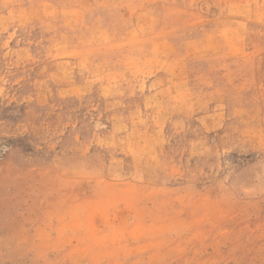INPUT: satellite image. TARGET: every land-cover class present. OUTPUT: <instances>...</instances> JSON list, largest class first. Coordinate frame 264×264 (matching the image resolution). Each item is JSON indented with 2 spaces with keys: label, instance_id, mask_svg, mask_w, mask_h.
I'll list each match as a JSON object with an SVG mask.
<instances>
[{
  "label": "rangeland",
  "instance_id": "1",
  "mask_svg": "<svg viewBox=\"0 0 264 264\" xmlns=\"http://www.w3.org/2000/svg\"><path fill=\"white\" fill-rule=\"evenodd\" d=\"M0 264H264V0H0Z\"/></svg>",
  "mask_w": 264,
  "mask_h": 264
}]
</instances>
